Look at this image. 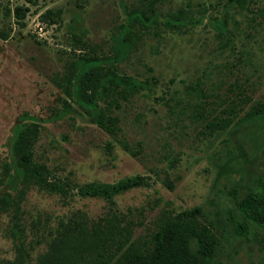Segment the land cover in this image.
<instances>
[{
	"label": "rangeland",
	"instance_id": "1",
	"mask_svg": "<svg viewBox=\"0 0 264 264\" xmlns=\"http://www.w3.org/2000/svg\"><path fill=\"white\" fill-rule=\"evenodd\" d=\"M130 1L0 0V198L9 202L0 210V264H36L58 221L78 212L90 220H129L130 240L140 242L156 230L163 213L192 214L198 224L208 220L230 230L229 214L237 216L231 194L240 197L264 172L249 135L254 123L232 125L264 107V0H246L242 10L224 0L162 3L163 11L205 12L195 14L199 21L185 33L145 35L116 63L119 72L148 85L113 110L114 136L56 87L53 79L67 61L110 54V34L123 21L121 5ZM21 5L27 11L15 20L12 8ZM48 9L60 13L41 21ZM224 11L231 35L218 48L211 20ZM226 119L231 124L224 130L210 134L205 127ZM17 123L37 126L32 157L46 169V186L23 183L15 174L10 141ZM134 176L143 184L115 193L111 201L82 191L88 182ZM217 237L222 250L215 260L221 264H264V242L250 232Z\"/></svg>",
	"mask_w": 264,
	"mask_h": 264
},
{
	"label": "trees",
	"instance_id": "2",
	"mask_svg": "<svg viewBox=\"0 0 264 264\" xmlns=\"http://www.w3.org/2000/svg\"><path fill=\"white\" fill-rule=\"evenodd\" d=\"M167 1L131 0L123 3V21L110 34V54H81L67 61L63 73L53 79L64 96L108 135L114 136L118 131L117 116L113 110L119 109L122 102H128L148 85V80L140 81L119 72L116 63L127 59L145 35L157 38L165 31L185 33L199 21L200 17L195 14L205 12L202 7L195 11L183 7L161 10L160 5ZM223 4L233 9L246 8V0H224ZM25 11L27 9L22 5L14 6L12 15L19 20ZM59 13V9H48L39 18L49 22ZM228 15L224 11L220 19L211 20L218 48L226 47L231 35L227 27ZM62 107L69 109L70 104L62 100ZM253 123L254 131L251 128L248 132L253 139L252 149L264 161V107L245 112L232 125L243 127ZM230 124L231 120L226 119L217 123L207 122L205 127L212 134L226 129ZM256 131L260 134L258 137ZM36 134L37 126L34 123H17L12 130L10 148L15 174L23 183L42 187L48 185L44 177L46 169L32 157ZM122 146L133 153L125 143ZM141 184L142 178L134 176L111 184L88 182L83 185L82 191L111 201L115 193ZM231 195L237 216L229 214L230 230L214 226L208 220L206 224H198L192 214L163 213L156 230L142 242L130 240L132 225L129 220L114 215L90 220L81 212L74 213L66 220L58 221L45 250L37 255L36 264H221L215 260L222 250L218 246L217 233L225 236L231 231L245 237L250 232L259 243L264 242V235H259L258 230H264V172L240 197L234 193ZM8 203L0 198V210H5ZM250 225L255 228L251 230ZM5 264H16V261H6Z\"/></svg>",
	"mask_w": 264,
	"mask_h": 264
}]
</instances>
